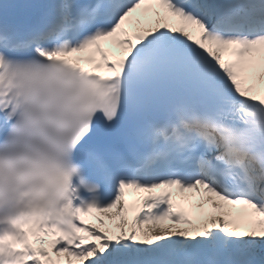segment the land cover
I'll return each mask as SVG.
<instances>
[{
	"label": "snow or ice",
	"instance_id": "obj_1",
	"mask_svg": "<svg viewBox=\"0 0 264 264\" xmlns=\"http://www.w3.org/2000/svg\"><path fill=\"white\" fill-rule=\"evenodd\" d=\"M0 264H264V0H3Z\"/></svg>",
	"mask_w": 264,
	"mask_h": 264
}]
</instances>
